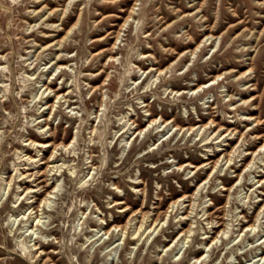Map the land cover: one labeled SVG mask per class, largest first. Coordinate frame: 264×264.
Listing matches in <instances>:
<instances>
[{
	"label": "rangeland",
	"instance_id": "374dc122",
	"mask_svg": "<svg viewBox=\"0 0 264 264\" xmlns=\"http://www.w3.org/2000/svg\"><path fill=\"white\" fill-rule=\"evenodd\" d=\"M262 254L264 0H0V264Z\"/></svg>",
	"mask_w": 264,
	"mask_h": 264
},
{
	"label": "bare ground",
	"instance_id": "6f19581e",
	"mask_svg": "<svg viewBox=\"0 0 264 264\" xmlns=\"http://www.w3.org/2000/svg\"><path fill=\"white\" fill-rule=\"evenodd\" d=\"M196 8V7H195ZM135 13V12H134ZM210 38H212V37H210ZM187 48V47H186ZM108 53H109V55H110V50H108ZM110 57H114V56H110ZM56 66H57V64H56ZM60 68V67H59ZM146 69V68H145ZM153 70H155V69H150V71H149V73L150 72H152ZM249 72V71H248ZM247 72V73H248ZM160 73H162L161 71H160ZM215 73V72H214ZM213 75V74H212ZM153 76H155L154 74H153ZM242 76V75H241ZM217 77H219V76H216V78ZM243 77V76H242ZM139 81H140V79H139ZM214 81H215V79L211 82V85L213 86L214 85ZM199 83V82H198ZM66 86V85H65ZM42 87L43 88H45L44 89V92L46 93V91H50L51 90V87L50 86H45V84L44 85H42ZM200 88H202V90H203V88H205V86H199V88H197V90H193V92L192 93H195V91H199L200 90ZM59 90H60V88L59 89H56L55 91L56 92H59ZM167 91V90H166ZM64 92V91H63ZM254 92V91H253ZM45 95V94H44ZM56 95V99H57V101H58V98L61 96V93L59 92V93H55L54 94V96ZM43 96V95H42ZM62 98H65L64 97V95H62ZM57 101H55V102H57ZM46 106H48V103H46ZM55 106V105H54ZM143 106L144 107H147V105H145V104H143ZM41 108V107H40ZM45 108V107H44ZM50 108H53V105H49L48 106V109H50ZM254 111V110H253ZM52 114V113H51ZM251 114V113H250ZM252 115V114H251ZM163 117V116H162ZM40 118V117H39ZM42 121H44V124H43V129H48V119H44L43 118V116H42ZM202 119V118H201ZM155 121L156 120H152V122H150L149 123V125L148 126H150V125H152V124H154L155 123ZM179 121V120H178ZM125 122V121H124ZM169 122H170V120L169 121H167L165 124H166V127L168 126V124H169ZM204 122V121H203ZM229 122V121H228ZM38 124H41V121H39V123ZM208 124H210V125H213L214 124V121L213 120H210L209 121V123ZM125 126V125H124ZM127 126V125H126ZM230 126V125H229ZM161 127V126H160ZM197 126H194L193 128H190V129H187V131L188 132H191L192 130H195V128H196ZM126 128V127H125ZM125 128L123 127V130H122V133H121V135H120V138L123 136V135H125V134H127V131L128 130H125ZM156 128V127H155ZM168 128V127H167ZM136 129V128H135ZM158 129V128H157ZM198 130H201V127H198L197 128ZM166 130V129H165ZM180 131H181V129H180ZM142 132H144V131H140L139 133H138V135H140ZM187 132V133H188ZM199 132V131H198ZM227 132H229V130L227 131ZM234 132V130H232L231 132H230V134L229 135H231L232 133ZM180 133V132H179ZM224 133V132H223ZM208 134V133H207ZM217 134V131H215L214 133H213V135H216ZM211 136V135H210ZM32 137L34 138V139H36V140H32L31 138H28L27 139V141H26V145H31V146H37V148H44V149H46V148H48V147H52L53 146V143H51V142H38L37 140L38 139H40V136H38V135H36V134H32ZM138 137V136H137ZM204 137V136H203ZM219 138H221V135H219V137H217L216 139H219ZM48 139H50V138H48ZM210 139V138H209ZM208 139H205L204 141L206 142ZM40 141V140H39ZM203 141V142H204ZM216 141V140H215ZM218 141V140H217ZM69 144H71V143H69ZM207 144V143H206ZM67 147H65V149H66ZM209 148V147H208ZM56 149V147H54V149H53V151H52V154H51V156H50V158L48 159V161L47 162H42V164H47L48 163V165L51 163V164H55L56 163V159H57V157H54L53 156V152H54V150ZM222 151V153H224L225 152V149H223V150H221ZM56 152H57V150H56ZM39 153V152H38ZM240 153H241V151H240ZM247 154H249L248 152H247ZM229 155H226V154H224V159H226V163H229L230 161H231V159L229 158V159H227V157H228ZM23 157H25V156H23ZM28 160H31V158L30 157H28L27 158ZM36 159V158H35ZM208 161H207V164H210V163H212L211 162V160H210V158H208L207 159ZM220 160V159H219ZM243 160H245V157L243 158ZM224 161V160H223ZM33 162H35V160L33 161ZM254 162V161H253ZM38 163V162H37ZM217 163H218V161H216L215 163H214V167L217 165ZM238 163V162H237ZM206 164V165H207ZM21 165V164H20ZM34 165H35V163H34ZM64 165V164H63ZM184 166H185V168H188L190 165H188V164H183ZM181 167H183V166H180V168ZM52 168H55V169H57V171L56 172H58V169H60V167H58L57 165L56 166H52ZM195 168V167H194ZM185 170V169H184ZM53 171H54V169H53ZM19 172V171H18ZM51 172V171H50ZM38 173V176L40 177V176H42V175H44L45 174V176H47L46 175V173L45 172H40V170L37 172ZM17 174H19V173H17ZM73 174V173H72ZM22 175V174H21ZM20 175V176H21ZM19 176V175H18ZM33 175H30V177H32ZM53 176H55V174L53 175ZM16 177H17V175H16ZM17 179V178H16ZM260 182H263V180H261V181H257L256 183H260ZM255 185V184H254ZM45 187H48V185H46ZM55 189V188H54ZM53 189V190H54ZM55 193V192H54ZM54 193H52V192H47V197L45 198V199H43L44 201V205H46L47 203H48V201L51 199V197H50V195L51 194H54ZM20 199V197L18 198V200ZM119 200V199H118ZM42 202V203H43ZM120 204H122V202H120V201H116L115 202V205H120ZM43 205V206H44ZM175 205V203L173 204V206ZM179 206H181V205H179ZM34 209V208H33ZM30 210V209H29ZM32 212H33V210L29 213V217H28V219L30 218V216L32 215ZM35 214H36V212H35ZM168 214V213H167ZM177 217V216H176ZM24 218V217H23ZM22 218V219H23ZM146 218V217H145ZM175 218V217H174ZM37 219V216L34 218V220H36ZM185 219H186V217H185ZM27 220V219H26ZM38 222H39V220H38ZM249 223V222H248ZM39 224V223H38ZM143 226V225H142ZM219 226H221V225H219ZM114 228V227H113ZM156 228H157V226L154 228V231H156ZM253 228H254V226L253 225H251V226H248L246 229L248 230V231H252L253 230ZM116 229V228H115ZM192 231V230H191ZM33 232V228L31 227V233ZM109 232V231H108ZM108 232H104V234L103 235H107L108 234ZM122 232V231H121ZM146 232V231H145ZM30 233V234H31ZM189 233H191V232H189ZM220 234V233H219ZM180 236V235H179ZM240 236V235H239ZM31 238H32V236H31ZM216 239V238H215ZM215 239H213L212 240V243H214V241H215ZM33 247H34V249L35 250H37V248H36V243H34L33 244ZM24 254H26V252H24ZM264 257V254H262L261 255V258L258 260V263L263 259V257ZM42 260V259H41ZM197 261H198V259H197ZM257 263V264H258Z\"/></svg>",
	"mask_w": 264,
	"mask_h": 264
}]
</instances>
